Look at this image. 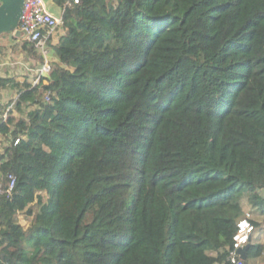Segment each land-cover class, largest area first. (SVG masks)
Segmentation results:
<instances>
[{"label": "trees", "instance_id": "16d2710c", "mask_svg": "<svg viewBox=\"0 0 264 264\" xmlns=\"http://www.w3.org/2000/svg\"><path fill=\"white\" fill-rule=\"evenodd\" d=\"M53 1L49 77L0 76V264H231L264 218V0Z\"/></svg>", "mask_w": 264, "mask_h": 264}, {"label": "built area", "instance_id": "2783aa9c", "mask_svg": "<svg viewBox=\"0 0 264 264\" xmlns=\"http://www.w3.org/2000/svg\"><path fill=\"white\" fill-rule=\"evenodd\" d=\"M77 1V0H74ZM61 10L59 15L49 12L42 0H23L22 13L19 21V28L27 32V40L33 43L43 59L41 73L49 72L50 63L48 55L50 54L49 44H54L57 39V33L62 24ZM58 31V32H57ZM38 79H40L38 77ZM36 80L38 82L39 80ZM17 96L6 106L0 105V123L6 121L14 110V103ZM46 99L48 97L46 96ZM17 142V141H15ZM15 177L8 176V182L5 185L0 183V194L9 195L14 187ZM23 213L18 212V215ZM249 215H245L237 222L236 232L233 236L232 248L229 250V260L231 264H242L238 250L246 244H249L251 235L254 231V225L250 221Z\"/></svg>", "mask_w": 264, "mask_h": 264}, {"label": "rangeland", "instance_id": "374dc122", "mask_svg": "<svg viewBox=\"0 0 264 264\" xmlns=\"http://www.w3.org/2000/svg\"><path fill=\"white\" fill-rule=\"evenodd\" d=\"M58 32V31H57ZM58 36V33L56 34ZM18 39V38H17ZM21 40L14 39L12 34H2L0 35V47H2V52L0 54V61H2L1 70L6 69L7 71L12 70L13 73H17L21 78H27L30 81L35 82L36 68L39 69L40 65L37 59L32 58L26 52V48L20 42ZM37 54L40 53L37 51ZM48 61L50 64L53 62L52 53L48 55ZM4 71V70H3ZM9 102V99H8ZM8 104V103H7ZM0 105H5V102L0 103ZM13 115L15 114L12 113ZM19 223L23 227H27L30 219L22 214L17 216Z\"/></svg>", "mask_w": 264, "mask_h": 264}, {"label": "crops", "instance_id": "0c3cea01", "mask_svg": "<svg viewBox=\"0 0 264 264\" xmlns=\"http://www.w3.org/2000/svg\"><path fill=\"white\" fill-rule=\"evenodd\" d=\"M50 10L53 13L58 14L55 6L50 7ZM59 32H60V34L62 33V30L60 28H59ZM2 65H3L2 61H0V67ZM41 66H42V64L40 65L39 69L36 68L34 70L36 72V75L34 78L35 82L28 80V81L32 82V84L38 83V82H36V80L38 79L39 76L42 75ZM3 70L0 69V76L1 77L15 76L18 81H22L24 79V78H21L19 74L15 73V72L13 73V71L10 69H9V71H7L6 69H3ZM15 97H16V94H15L14 90L0 89V103L5 102V105H3V106H6L7 103L9 104L12 101V99H14ZM8 99H9V102H8ZM14 112L15 111L13 110L12 113H14ZM11 115H13V114H11ZM5 144H6L5 139L3 138L2 135H0V149H2L1 147ZM260 194L262 196H264V189L260 190ZM245 215H249L251 220H254V221H256V223H258L257 226H254V231L251 235V239H250V243H249L250 246H249V249L247 251L246 259H244L245 264H264V252L257 249L255 246L257 244H264V218L258 210L250 207L249 205L245 206Z\"/></svg>", "mask_w": 264, "mask_h": 264}, {"label": "water", "instance_id": "95a60500", "mask_svg": "<svg viewBox=\"0 0 264 264\" xmlns=\"http://www.w3.org/2000/svg\"><path fill=\"white\" fill-rule=\"evenodd\" d=\"M46 9L54 15H59V8L53 0H42ZM55 6L58 14L53 13L50 7ZM23 0H0V35L12 34L20 40L27 39V32L19 28L20 16L22 13ZM44 77H49V72L42 73ZM250 244H246L238 250L241 259H246Z\"/></svg>", "mask_w": 264, "mask_h": 264}]
</instances>
